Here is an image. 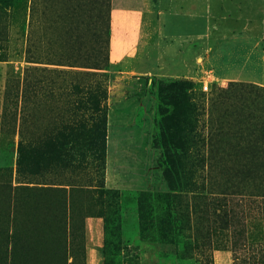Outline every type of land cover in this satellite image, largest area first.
<instances>
[{"label": "rangeland", "instance_id": "374dc122", "mask_svg": "<svg viewBox=\"0 0 264 264\" xmlns=\"http://www.w3.org/2000/svg\"><path fill=\"white\" fill-rule=\"evenodd\" d=\"M0 264H264V0H0Z\"/></svg>", "mask_w": 264, "mask_h": 264}, {"label": "trees", "instance_id": "16d2710c", "mask_svg": "<svg viewBox=\"0 0 264 264\" xmlns=\"http://www.w3.org/2000/svg\"><path fill=\"white\" fill-rule=\"evenodd\" d=\"M109 65V55L101 57L96 61V69H105ZM188 86L190 92H181L177 94L175 91L179 86ZM194 82L190 80H161L159 83V98L160 105L159 111L162 119V136L158 138L164 142L166 147L170 144L178 146L183 151L187 152L186 148L189 143V139L192 136H195L199 132L198 124L200 116L202 115V104H200L196 99V94L194 93ZM91 98L94 100V105L98 106L99 98L103 94L93 95L90 94ZM221 97V96H220ZM217 100L213 104L214 110L217 107ZM225 116V115H224ZM224 116L218 118L221 124L225 122L222 120ZM105 116L102 114L99 117V123H105ZM96 127V124L93 127L87 126L83 121L76 122L70 130V134L78 136L82 134H91ZM102 135L103 131L99 124L96 127V130ZM49 146L56 150L59 154L62 149L61 146H57L51 142ZM104 146L103 143L98 145L96 152H103ZM55 151V152H56Z\"/></svg>", "mask_w": 264, "mask_h": 264}, {"label": "crops", "instance_id": "0c3cea01", "mask_svg": "<svg viewBox=\"0 0 264 264\" xmlns=\"http://www.w3.org/2000/svg\"><path fill=\"white\" fill-rule=\"evenodd\" d=\"M112 47L114 49L115 58H117V55H119L120 58L124 57V59H122L124 61L120 64L119 67H121L125 70L136 69V66L131 65L130 62L127 59H125V57L127 56L126 45L123 44L122 41L120 42L119 38L112 37ZM116 52L118 54H116ZM114 67H116V66H113V64H112V69Z\"/></svg>", "mask_w": 264, "mask_h": 264}]
</instances>
